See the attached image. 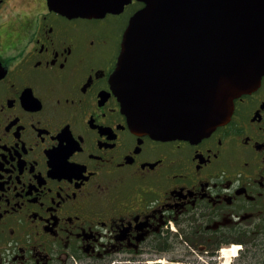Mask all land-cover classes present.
<instances>
[{
  "label": "flooded vegetation",
  "instance_id": "af4514ba",
  "mask_svg": "<svg viewBox=\"0 0 264 264\" xmlns=\"http://www.w3.org/2000/svg\"><path fill=\"white\" fill-rule=\"evenodd\" d=\"M57 2L0 0V264H264V75L203 138L141 135L112 79L144 4Z\"/></svg>",
  "mask_w": 264,
  "mask_h": 264
},
{
  "label": "water",
  "instance_id": "95a60500",
  "mask_svg": "<svg viewBox=\"0 0 264 264\" xmlns=\"http://www.w3.org/2000/svg\"><path fill=\"white\" fill-rule=\"evenodd\" d=\"M129 1L53 5L95 16ZM137 1L112 79L129 125L155 139L209 135L264 75V0Z\"/></svg>",
  "mask_w": 264,
  "mask_h": 264
},
{
  "label": "rangeland",
  "instance_id": "374dc122",
  "mask_svg": "<svg viewBox=\"0 0 264 264\" xmlns=\"http://www.w3.org/2000/svg\"><path fill=\"white\" fill-rule=\"evenodd\" d=\"M155 258H165V259H168V260H172V261H183V257L181 256V253H171V254H168V255H157L154 257ZM227 261L225 262V264H227L228 260L229 259H226Z\"/></svg>",
  "mask_w": 264,
  "mask_h": 264
},
{
  "label": "bare ground",
  "instance_id": "6f19581e",
  "mask_svg": "<svg viewBox=\"0 0 264 264\" xmlns=\"http://www.w3.org/2000/svg\"><path fill=\"white\" fill-rule=\"evenodd\" d=\"M235 252H236L235 250L232 251L233 254H234Z\"/></svg>",
  "mask_w": 264,
  "mask_h": 264
}]
</instances>
